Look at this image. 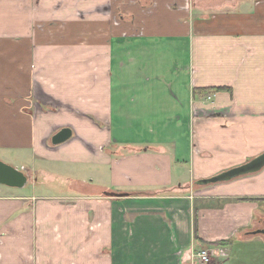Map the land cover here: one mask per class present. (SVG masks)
Instances as JSON below:
<instances>
[{
    "label": "crops",
    "instance_id": "0c3cea01",
    "mask_svg": "<svg viewBox=\"0 0 264 264\" xmlns=\"http://www.w3.org/2000/svg\"><path fill=\"white\" fill-rule=\"evenodd\" d=\"M44 1L32 14L65 16L64 41L0 28V153L28 180L88 169L66 203L0 183V264H264V166L184 193L264 152V0L136 1L125 28Z\"/></svg>",
    "mask_w": 264,
    "mask_h": 264
},
{
    "label": "rangeland",
    "instance_id": "374dc122",
    "mask_svg": "<svg viewBox=\"0 0 264 264\" xmlns=\"http://www.w3.org/2000/svg\"><path fill=\"white\" fill-rule=\"evenodd\" d=\"M39 1L40 0H35V2L32 3V0H31V3H32L31 5V3L27 0H10L9 2L10 4L8 3V5H1V0H0V11L1 10L10 11V16L8 19H5V18L1 19L0 17V28L4 23L5 26L3 27H5L6 31L7 30L16 31L17 29H21V30H25V33L28 34L30 30L29 28L32 29L33 27L34 32H33L31 42L40 41L42 43H45V45H49L48 43H51L53 40L64 41L62 37L60 36L65 35L64 33L66 32L67 19H65V16L62 17L63 19H56V18L48 19L46 17V14L42 16L39 15V17L35 19V15L32 14L34 11V8H37L38 10L37 12H41V14L48 11L47 9L45 10L44 8H41V4L38 5ZM42 1L45 2L44 0ZM51 1H54V0H51ZM82 1L83 0H59L57 2L62 4L61 5L62 9H67V7H72L75 10L74 14H76L80 18L84 15H87L88 13L90 14L93 12H97L102 15L105 14V16H108L109 14L110 21H112V18H114L115 25H118L122 28L123 27L125 28V22H121V21H123L122 20L123 17H126V15H124V13H126V10H132V8H134L136 11L142 13L150 9V8L146 9L143 6L142 8L137 6L138 4L136 3V1H138V3L142 2L141 5H144L145 4L144 0H135V2H133L132 0H104L102 2L100 1L97 2V0H85L86 3H82ZM146 1L148 4H151V0H146ZM158 1L159 0H152L153 6L158 4ZM181 1L183 3L184 0H181ZM186 3H188L191 8H194V3H195L194 11L191 10V12L194 14H197V8H199L200 6L204 7V6H209V4L212 6L224 4V3H219V2L209 3L208 1L206 2L205 0H190V1L187 0ZM128 16H130V14ZM117 18L120 19L121 21H118ZM90 25L88 26V28L84 26L83 29H81L82 32H85V30H88V32H96V29L94 30L89 29ZM17 35L18 34H15V36ZM82 40H84V38ZM1 57H2V53L0 51V59ZM262 71L263 70L259 68L258 73H261ZM258 73H255V74H258ZM243 100L244 102H247V103L256 102L255 98H249V99H243ZM34 105H36V103ZM16 151L21 152L19 150H16ZM24 154L25 152L22 155L23 156L22 161L25 160ZM0 158H2V160H5V162L8 164L12 163L13 166L20 165L16 162L21 161V159L17 160L16 162L11 161L7 157L3 156L1 153H0ZM14 159H17V157H14ZM133 165H136V163H133ZM51 166L53 168L55 167V170H53V172H51L50 174H49V171L48 173L43 174V173H38L33 169L34 174L29 178L30 181L28 180L27 183L23 187L18 188L17 191H20L22 194H24L26 198H30L32 196L47 197V199H44L46 202H51V200L53 201L59 200V201L66 203L70 201L71 197L74 196L75 194L74 189L71 188L72 183L75 181L72 178L82 179L83 177L81 176L84 174L83 171H85L86 170L85 168L87 167H80L79 165L70 166L66 163H58L54 165L51 164ZM69 167L71 169H69ZM44 169L47 170L46 167H44ZM91 170H94V169H91ZM104 170L106 172V169ZM107 170H108V167H107ZM137 171L138 169L136 170V172ZM32 178H33V181L31 180ZM218 183H221V182H218ZM218 183H209V184L194 183L192 184V190L191 189L187 190L184 193L193 194L195 189L200 188L203 185L204 186L206 185V187H210ZM10 189L11 188H8L3 191H8ZM225 201L226 200H222V199L213 200L212 203L208 206H210L209 208H218ZM210 261L211 260L209 259L208 262ZM198 263L200 262L198 261ZM206 263H200V264H206Z\"/></svg>",
    "mask_w": 264,
    "mask_h": 264
},
{
    "label": "water",
    "instance_id": "95a60500",
    "mask_svg": "<svg viewBox=\"0 0 264 264\" xmlns=\"http://www.w3.org/2000/svg\"><path fill=\"white\" fill-rule=\"evenodd\" d=\"M72 135L69 127H62L51 137V143L58 145L68 140ZM264 166V152L256 155L250 160L221 171L210 177L198 179L195 183L209 184L229 181L236 177L257 172ZM28 181V175L21 169L14 167L0 159V183L11 187H23Z\"/></svg>",
    "mask_w": 264,
    "mask_h": 264
},
{
    "label": "trees",
    "instance_id": "16d2710c",
    "mask_svg": "<svg viewBox=\"0 0 264 264\" xmlns=\"http://www.w3.org/2000/svg\"><path fill=\"white\" fill-rule=\"evenodd\" d=\"M193 90L196 93L199 92V93L207 94V95H209L210 93H214L216 91H222V90L231 92V88L229 86H221V85L208 86V87H199V88H196V89H193ZM244 199H251V198H244ZM194 221H195V218H194ZM224 242H226V241L225 240L224 241H218V244H224Z\"/></svg>",
    "mask_w": 264,
    "mask_h": 264
},
{
    "label": "built area",
    "instance_id": "2783aa9c",
    "mask_svg": "<svg viewBox=\"0 0 264 264\" xmlns=\"http://www.w3.org/2000/svg\"><path fill=\"white\" fill-rule=\"evenodd\" d=\"M135 2V0H132ZM194 257L198 259L200 263H206L210 259V253L205 248H200L195 254Z\"/></svg>",
    "mask_w": 264,
    "mask_h": 264
}]
</instances>
